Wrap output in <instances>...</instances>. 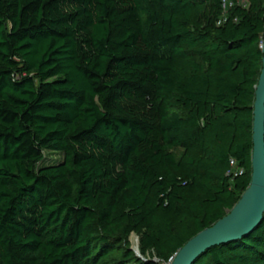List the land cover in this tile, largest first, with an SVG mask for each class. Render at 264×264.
<instances>
[{
  "label": "trees",
  "instance_id": "obj_1",
  "mask_svg": "<svg viewBox=\"0 0 264 264\" xmlns=\"http://www.w3.org/2000/svg\"><path fill=\"white\" fill-rule=\"evenodd\" d=\"M263 31L264 0H0V264H167L227 216ZM195 264H264V219Z\"/></svg>",
  "mask_w": 264,
  "mask_h": 264
},
{
  "label": "water",
  "instance_id": "obj_2",
  "mask_svg": "<svg viewBox=\"0 0 264 264\" xmlns=\"http://www.w3.org/2000/svg\"><path fill=\"white\" fill-rule=\"evenodd\" d=\"M262 59L252 106L251 176L240 200L222 219L203 230L167 264H195L214 247L237 242L254 232L264 219V31L260 45ZM138 257V249L134 250Z\"/></svg>",
  "mask_w": 264,
  "mask_h": 264
},
{
  "label": "rangeland",
  "instance_id": "obj_3",
  "mask_svg": "<svg viewBox=\"0 0 264 264\" xmlns=\"http://www.w3.org/2000/svg\"><path fill=\"white\" fill-rule=\"evenodd\" d=\"M47 159H49L48 161L50 162H55L60 160V157L58 155H48ZM130 242L133 245L132 248L133 250H137L138 249V237L135 235H131L130 237Z\"/></svg>",
  "mask_w": 264,
  "mask_h": 264
},
{
  "label": "built area",
  "instance_id": "obj_4",
  "mask_svg": "<svg viewBox=\"0 0 264 264\" xmlns=\"http://www.w3.org/2000/svg\"><path fill=\"white\" fill-rule=\"evenodd\" d=\"M231 165H232V167L236 166L235 163H234L233 161L231 162ZM234 173H235V175H237L238 171L235 170ZM169 262H170V261H169Z\"/></svg>",
  "mask_w": 264,
  "mask_h": 264
}]
</instances>
